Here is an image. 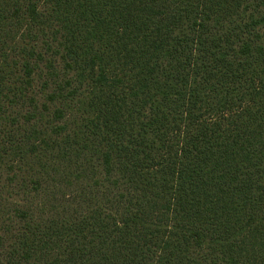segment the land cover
Here are the masks:
<instances>
[{"label":"trees","instance_id":"1","mask_svg":"<svg viewBox=\"0 0 264 264\" xmlns=\"http://www.w3.org/2000/svg\"><path fill=\"white\" fill-rule=\"evenodd\" d=\"M0 264H264V0H0Z\"/></svg>","mask_w":264,"mask_h":264}]
</instances>
